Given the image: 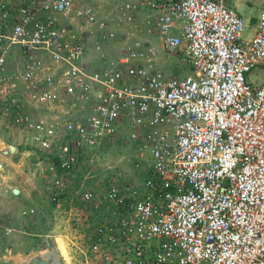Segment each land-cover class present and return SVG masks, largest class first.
<instances>
[{"label":"built area","instance_id":"built-area-1","mask_svg":"<svg viewBox=\"0 0 264 264\" xmlns=\"http://www.w3.org/2000/svg\"><path fill=\"white\" fill-rule=\"evenodd\" d=\"M142 5L190 75L166 78L129 58L92 69L72 27L95 24L93 7L0 0V117L23 132L28 157L49 162L53 205L97 208L102 194L87 237L96 262L264 264V11L244 39L248 26L225 0ZM125 137L149 163L141 186L72 185L88 156Z\"/></svg>","mask_w":264,"mask_h":264},{"label":"rangeland","instance_id":"rangeland-1","mask_svg":"<svg viewBox=\"0 0 264 264\" xmlns=\"http://www.w3.org/2000/svg\"><path fill=\"white\" fill-rule=\"evenodd\" d=\"M78 1L80 5L94 8L95 24L86 28L72 27L87 43L86 63L92 69L114 68L119 66L121 60L129 58L130 61L143 65L146 70L159 72L166 78H182L190 75V68L180 52L162 50L161 35L147 23L148 20H152V15L144 9L143 0ZM225 2L227 5L233 3L232 0ZM251 2L253 5L235 9L246 25L250 17H254L257 21L260 13L264 11L262 0H251ZM101 23L104 24L103 28L100 26ZM64 24H68L67 21ZM252 33V29L245 27L243 38L251 37ZM262 77L263 71L260 69L246 75L254 85L259 83ZM25 149L23 132L0 117V215L7 214V211L11 212L8 207L15 201L12 200L13 198L17 200L15 202H19L18 206L14 202L13 209L15 231L10 230L11 233H8L6 231L8 229L2 223L4 220L0 217V264L13 262L10 258L14 257L12 254L16 256L17 252L20 254L14 262L18 264L20 262L42 264L38 256L48 251L49 241L56 249H60L64 256L67 255L62 257L63 259L68 256L72 258V263L102 264L92 259L87 240L89 231L101 221L100 215L104 211L102 194L94 195V203L99 204L97 208L78 202L62 203L58 207L53 205L47 193L53 179L51 166L45 159L43 163L37 165L36 158L28 157L24 153ZM136 155L135 145L125 137L118 143L88 156L83 168L92 171L91 175L86 181L84 176L75 178L72 185L79 186L88 182L85 185L102 191L109 181L117 182L121 187L141 186L149 163L137 160ZM136 162L140 163L139 168H135ZM28 166L37 169L36 179L39 184L34 181L30 185L24 183L22 186H17L16 181L22 180L20 172L25 173L27 170L24 168ZM7 169L8 172H5ZM19 190L22 191V197H27L26 199L21 200ZM28 210H33V213L22 215L23 211ZM74 242L80 244L76 250L72 245ZM67 247L69 249L66 252L64 248ZM22 248L23 250H20ZM9 249L13 250L9 252Z\"/></svg>","mask_w":264,"mask_h":264},{"label":"crops","instance_id":"crops-1","mask_svg":"<svg viewBox=\"0 0 264 264\" xmlns=\"http://www.w3.org/2000/svg\"><path fill=\"white\" fill-rule=\"evenodd\" d=\"M232 4H228V6L229 7H231V8H233L234 10L235 9H241V8H244V6H247V5H249V4H252V2H251V0H232ZM245 3V4H244ZM253 5V4H252ZM236 11V10H235ZM237 12V11H236ZM258 20V19H257ZM257 24V21L254 19V17H250V20H249V23L247 24V26H248V28L249 29H252L253 30V33H254V31H255V25ZM252 33V34H253ZM88 56V52L86 53V55H85V57H84V62L86 63L87 62V57ZM4 169V168H3ZM25 170H27L25 173L24 172H20V178L22 179V180H20V181H16V184H17V186H22V184H24V183H26L27 185H30V183L31 182H34V183H37V184H39V181H37V176H38V174H37V169H34L33 167H31V166H28V167H26V168H24ZM8 172V169L7 170H5V172ZM36 186V185H35ZM7 188V187H6ZM22 192V191H21ZM20 192V190H19V193H20V197H21V200H24V199H26L27 197L26 196H23V197H25V198H23L22 197V193ZM17 195V197H19V195L18 194H16ZM12 200H15V201H17L16 199H12ZM14 201V202H15ZM13 202V201H12ZM11 203L10 204V207H8V209L9 210H11V212H9V211H7V214H1L0 215V217L4 220L2 223H4V225L6 226L5 228H7V229H10L11 231H13L15 228H16V223L14 222V211H13V209H14V205H15V203H17V202H15V203ZM19 203V202H18ZM18 203H17V205L16 206H18ZM3 213V212H2ZM4 230V229H3ZM15 231V230H14ZM9 233V232H8ZM11 233V232H10ZM73 246H74V248H75V250L76 249H78L79 248V246H80V244L78 243V242H74L73 244H72ZM65 249V251L66 250H68L69 248L67 247V248H64ZM11 250H13V249H11ZM10 249L8 250L9 252L11 251ZM15 250V249H14ZM20 250H23V248L22 249H20ZM57 250V252H58V254H59V258H60V261H61V264H75V263H72V261H71V259L72 258H70L69 256H68V258H66V259H63L62 257H67V255L66 256H64V254H63V252H61L60 251V249H56ZM80 250V249H79ZM67 252V251H66ZM20 253H18L17 252V255L15 256V255H13L12 254V256H14V257H12V258H10V259H12V261L13 262H9V264H18V262H14V261H16V259H18V255H19ZM37 255H39V254H37ZM36 255V256H37ZM4 256H6V255H4ZM35 257V256H34ZM84 260H85V262H87V260L84 258ZM22 261H24V260H22ZM20 264H21V262H20ZM22 264H23V262H22ZM28 264V263H27Z\"/></svg>","mask_w":264,"mask_h":264},{"label":"water","instance_id":"water-1","mask_svg":"<svg viewBox=\"0 0 264 264\" xmlns=\"http://www.w3.org/2000/svg\"><path fill=\"white\" fill-rule=\"evenodd\" d=\"M48 245V251L46 253L40 254L38 259L42 261V264H61L59 254L54 244L49 241Z\"/></svg>","mask_w":264,"mask_h":264},{"label":"trees","instance_id":"trees-1","mask_svg":"<svg viewBox=\"0 0 264 264\" xmlns=\"http://www.w3.org/2000/svg\"><path fill=\"white\" fill-rule=\"evenodd\" d=\"M86 162H87V159L85 160V164H86ZM88 171H89L88 168H86V169H82V172L77 173V174H74V175H72L71 177H68V179H69V181L73 182V181L75 180V178H81L82 176H84L85 174H87ZM87 183H88V182H87ZM86 186H87V185H86ZM61 197H62V196H61ZM62 198H63V197H62ZM62 198H61V200H62ZM67 202H68V201L63 202V203H67ZM74 203H76V202H74Z\"/></svg>","mask_w":264,"mask_h":264}]
</instances>
